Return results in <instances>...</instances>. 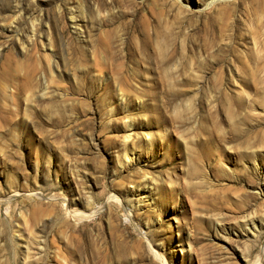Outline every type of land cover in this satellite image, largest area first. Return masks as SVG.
Returning <instances> with one entry per match:
<instances>
[{"label": "rangeland", "instance_id": "1", "mask_svg": "<svg viewBox=\"0 0 264 264\" xmlns=\"http://www.w3.org/2000/svg\"><path fill=\"white\" fill-rule=\"evenodd\" d=\"M211 2L0 0V264H264V0Z\"/></svg>", "mask_w": 264, "mask_h": 264}, {"label": "bare ground", "instance_id": "2", "mask_svg": "<svg viewBox=\"0 0 264 264\" xmlns=\"http://www.w3.org/2000/svg\"><path fill=\"white\" fill-rule=\"evenodd\" d=\"M218 1H224V0H212L211 3H214V2H218ZM226 1V0H225ZM126 153V152H125ZM127 154V153H126ZM107 203H111L113 201H117L119 202V200L117 199L116 195H114V193H110L109 195H107ZM97 211V210H96ZM97 213V212H96ZM68 214V213H67ZM69 214H71V216H75V217H79V218H86V217H90L89 215H93L94 212H92L91 214H87V213H76L75 211L73 212H69ZM255 226H252V228H254ZM27 249V248H26ZM150 251L152 252L153 254V257L159 261V262H162L163 264H165L163 258L157 253L155 252L151 247H150ZM263 254V253H262ZM261 257V256H260ZM259 261V260H258ZM160 264V263H159ZM257 264H260L259 262Z\"/></svg>", "mask_w": 264, "mask_h": 264}]
</instances>
